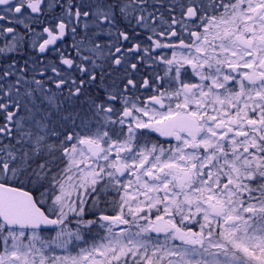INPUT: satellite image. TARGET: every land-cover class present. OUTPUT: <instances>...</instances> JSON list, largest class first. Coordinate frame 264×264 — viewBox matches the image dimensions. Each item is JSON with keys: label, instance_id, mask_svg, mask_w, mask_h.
Segmentation results:
<instances>
[{"label": "snow or ice", "instance_id": "6c2138e0", "mask_svg": "<svg viewBox=\"0 0 264 264\" xmlns=\"http://www.w3.org/2000/svg\"><path fill=\"white\" fill-rule=\"evenodd\" d=\"M43 3L0 0L26 29L6 28L0 54L29 40L59 53L58 63L35 57L30 79L15 61L0 74V264H264V0H49L37 33L22 9ZM68 35L75 56L50 49ZM172 37L178 44L161 40ZM163 48L186 51L153 56ZM157 60L169 87L141 101L131 77ZM185 65L199 82L181 79ZM111 189L123 194L116 215L99 217L107 236L72 255L97 223L86 197L95 205ZM195 218L200 230H185ZM47 226L54 236L42 235Z\"/></svg>", "mask_w": 264, "mask_h": 264}, {"label": "flooded vegetation", "instance_id": "af4514ba", "mask_svg": "<svg viewBox=\"0 0 264 264\" xmlns=\"http://www.w3.org/2000/svg\"><path fill=\"white\" fill-rule=\"evenodd\" d=\"M13 2L17 3L18 0H13ZM48 2L49 0H44V3L41 5V8H42L41 13H31L30 9H27V8L22 9V12L24 13L23 18L25 19V22L29 23L31 27L36 30L37 33L42 31L43 27L47 25L48 20L50 18V14L48 13V9H47ZM149 2L151 3L152 0H149ZM170 2H172V0H164L165 4H168ZM225 2H228V0H225ZM203 3L207 5L208 3H210V0H203ZM157 7H160V6L157 5ZM4 8L5 6L0 5V15L5 17L3 20H0V33H2L0 34V48L4 47L5 44L11 39V34L4 32L6 28L12 27L18 33H24L26 31L23 24L18 23V20L22 18L20 14H16L14 12L7 13L4 11ZM163 10L164 9L161 8V11ZM176 15L177 17H179V10H177ZM28 17H31V19H27ZM198 23L199 21H187V24L190 30H198L196 28V25ZM177 27L179 30V26ZM181 35L185 39V41L188 42L189 37H188L187 32H182ZM44 38H46V36ZM33 39H36V37L33 36ZM77 39H79V37H77ZM161 40L163 43L178 44V39L176 37H172L168 39L161 38ZM36 42L37 44H39L42 42V39H36ZM72 43H73L72 37L71 35H68L63 40L57 41L55 46H50V49L58 48L61 51H63L66 55L75 56V52L72 49ZM30 45H31V41L29 40L26 42L24 49L19 53L6 52L5 54H0V74H2L3 71L5 70H9V65H12L13 61H15V68L11 70L19 73L20 68L26 67L27 72L25 74L30 79L31 76L33 75L32 65L34 63L35 57H40L44 63H48L49 61H56L57 63L59 62L58 52L50 50L46 54H39L38 51L33 49ZM173 51H176L177 54L179 55L181 51H186V50H182L179 48L155 49L153 52V56L157 58L163 56V57L170 59L172 57ZM25 61H27V65H25ZM165 68L166 66L160 63L158 60L155 63L150 62V61L146 63H142L139 66V70L133 73L131 77L137 82V89L132 91L130 94L134 97H139L141 101L146 102L149 96L153 94H158V92L156 91L157 88H160V90H164L165 88H168L169 87V83H168L169 77L165 76ZM225 71H227V69H225ZM191 72H193L191 69V66L185 65L184 69L181 70V79L184 80L185 82H191V83L199 82V78L197 76H194L193 74H190ZM122 73H123V68H120L113 75L121 76ZM49 75H51L50 72H49ZM75 75L79 76L80 74L77 72L75 73ZM171 75H174V73H172ZM158 77H164V80L161 81L160 79H158ZM11 79L14 80L15 77H12ZM144 79H148L150 85L152 86L142 87L141 85ZM172 86H175L174 82ZM65 95H67L66 90H65ZM81 99H83V97ZM119 106H120L119 104L116 105V107H119ZM71 110L72 109L70 108L69 111ZM149 139H151L153 142L159 141V143L163 144L165 148H168L169 144L174 145L176 143L174 139L160 137L158 136V134H152ZM121 179L124 183H127V181L132 178L126 175L125 177H122ZM129 191H131V189ZM122 194H123L122 189L119 191L116 189H111L106 194H103L100 196L99 202L97 204H99V206L104 205V204H109L112 202L113 199L119 201L120 196ZM93 199L94 197H90L89 200L87 201V204L88 205L93 204ZM87 208L89 207L87 206ZM114 209L118 210L117 208H114ZM116 210H114L112 213H106V214H101V215H116L114 214V213H117ZM101 215L97 216L95 214L90 213L86 218L93 219V220H96L97 223L98 222L101 223L102 221H99V217ZM197 219L198 218H195V221H192V222H189V221L185 222V230H187L188 228H191L192 231L198 232L200 225L197 222ZM122 226L123 225H119L118 227H122ZM150 234L151 236L156 237V238H159V236H164L163 233H160V234L150 233ZM175 242L176 244H181V243H178V241H175Z\"/></svg>", "mask_w": 264, "mask_h": 264}, {"label": "rangeland", "instance_id": "374dc122", "mask_svg": "<svg viewBox=\"0 0 264 264\" xmlns=\"http://www.w3.org/2000/svg\"><path fill=\"white\" fill-rule=\"evenodd\" d=\"M190 74H193L194 76H196L193 72H191ZM90 197H94V195L93 196L86 197V201H88ZM141 199H142V197H141ZM119 201L113 199L111 203L104 204V205H101V206H99V204H95V205L94 204H91V205H88L87 202H86V204L84 205L85 206V209H86V216H85V218L90 213L91 214H95L97 216L98 215H101V214L112 213L114 210H116L114 208H117L118 209V203H119ZM115 202H116V204H115ZM87 206L89 208H87ZM133 206H135V205L133 204ZM45 207H48V205L46 204ZM145 211L147 212V209H145ZM116 212H118V210H116ZM114 214H117V213H114ZM155 214H156L155 213V210H153L152 211L153 218H154ZM127 218L129 220H131V216H128ZM178 219L179 218H177V220ZM192 221H195V219L190 220L189 222H192ZM185 222H187V221H185ZM101 223H103V222H101ZM139 223L140 224H144L145 221L141 220V221H139ZM68 227L71 228L73 231L76 229L75 218L72 219V222L68 225ZM121 228H129L130 231L133 232V233L136 232V231H138V229H136L134 226H131V225H123L122 227L114 226L113 231L118 233ZM199 230H200V227H199ZM82 233L84 235V241L76 242L75 243V246H70V253L72 255H76L79 252V249L81 247L90 248V247L93 246V244L101 242V240L105 236H107L106 229L100 227V222L96 223L94 226H92L88 230H82ZM55 234H56L55 231H52V232H47V233L42 234V235L45 236V237H49V236H54ZM148 235L151 237V239L154 242L158 241V242L163 243L165 241V236H159V238H156V237L151 236L150 233ZM167 243L169 245L176 244L175 241H168ZM56 254L57 255H64L65 253L62 250L57 249L56 250ZM97 258L100 259L99 257H97ZM129 264H131V259H129Z\"/></svg>", "mask_w": 264, "mask_h": 264}, {"label": "water", "instance_id": "95a60500", "mask_svg": "<svg viewBox=\"0 0 264 264\" xmlns=\"http://www.w3.org/2000/svg\"><path fill=\"white\" fill-rule=\"evenodd\" d=\"M51 227H54V226H47V228H51ZM179 243H181L180 241H178Z\"/></svg>", "mask_w": 264, "mask_h": 264}]
</instances>
